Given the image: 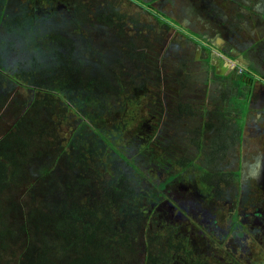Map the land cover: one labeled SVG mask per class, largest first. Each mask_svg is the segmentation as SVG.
I'll list each match as a JSON object with an SVG mask.
<instances>
[{
  "label": "trees",
  "instance_id": "16d2710c",
  "mask_svg": "<svg viewBox=\"0 0 264 264\" xmlns=\"http://www.w3.org/2000/svg\"><path fill=\"white\" fill-rule=\"evenodd\" d=\"M38 1L28 2L36 10L41 4H48L49 9L40 13L30 8L29 11L15 10L13 7L20 3L0 0V41L4 44L0 47L3 89L0 90V115L9 103L8 92L18 86L30 93L26 99L22 95L10 99L15 106L11 104L14 121L0 137V204H10L6 209L0 208V257L10 249L16 233L22 231L26 240L16 264H171L174 259L179 264H199L193 253L196 246L185 234L162 237L164 231L158 229L155 240L150 237L151 203L161 199L156 187H164L171 177L157 184V177L149 174L147 167L152 164L153 156L162 162L164 157L180 151L183 155L181 159L176 157V175H170L177 179L184 176L185 170L195 168L202 170L197 177L198 184L208 187L215 186V180L222 175H234L237 181V172L226 173L215 162L203 169L187 157L188 149L179 148L174 152L168 145L152 146L148 140L140 142L137 134L134 137L139 140L138 146L141 144L140 150L130 154L127 149L130 133H126L129 130L126 126L133 123L136 107L131 104L121 113L124 107L121 103L120 111L116 107L113 110L110 103L120 92L117 93L110 80L85 77V50L79 48L74 34L79 38L80 35L84 39L89 37L81 29L77 30L79 26L74 33L54 32L46 25L47 34H39L40 22L49 21L51 16H63L61 5L70 7L79 18L71 19L70 23H86L84 3L41 0L39 4ZM123 1L131 5L137 2ZM109 4L107 10L97 13L96 19L122 35L123 27H116H120L123 15L114 2ZM143 9L159 25L164 24L152 9ZM21 15L26 16L25 20ZM195 34L196 40L184 35L199 44L204 53L194 50L189 60L181 61L183 67L179 69L189 75L188 62L199 59L208 66L203 73L198 71L203 75L200 83L205 86L214 78V89L209 87L212 90L209 94L200 98L199 103H192L194 110L184 101L178 104V109L198 121L201 119L190 138L193 151L222 152L225 156L229 145L241 140L256 78L244 75L245 71L222 73L219 62L209 63L213 58L211 49L216 46L211 36L199 29ZM210 71L212 76H208ZM238 77L244 80L245 89L240 97L244 100L231 105L230 96L237 89L234 81ZM8 84V88L4 86ZM211 100L213 105L208 104ZM118 113L122 115L119 117ZM73 115L67 136L61 139L56 134L57 124ZM107 119L111 122L105 125ZM154 147L158 149L157 154ZM215 176L218 177L215 179ZM22 189L27 192L22 196H29L24 200L28 206L22 220L16 222L9 217L8 209L16 207L14 197ZM142 237L145 242L141 241ZM173 249H178L180 256L171 254L169 250Z\"/></svg>",
  "mask_w": 264,
  "mask_h": 264
},
{
  "label": "rangeland",
  "instance_id": "374dc122",
  "mask_svg": "<svg viewBox=\"0 0 264 264\" xmlns=\"http://www.w3.org/2000/svg\"><path fill=\"white\" fill-rule=\"evenodd\" d=\"M13 1L20 3L13 7H16L15 10L29 11L30 8L33 9L34 12L40 13L41 10L42 12H46V9H49L48 4H41L40 8L36 10L31 8L33 6L32 3L29 4V0ZM40 1L41 0L38 1L39 4ZM120 1L122 5H120ZM194 1L196 2L197 0H141L138 2L143 8L152 9V13L160 17L159 19L163 21L164 24L159 25L151 14L148 12L138 13L137 6L131 5L123 0H72V5L84 3L85 10H87L85 16L87 18L86 23H83V25H81V21L79 24L70 23L71 19L76 20L79 18L74 16L70 7L61 5V15H63L61 18L58 16H51L49 21L46 19L47 21L44 20L42 24L40 22L38 25V27H42L39 33L41 36L47 34L45 27L49 25L52 29L51 31L54 32L57 30H67L74 33L76 32L75 27L77 28V26H79L77 30L81 29L83 35L89 37L88 39H84L81 35L79 38L78 34H74L75 38L78 39L77 45L79 48L85 50L84 55H86L85 59L87 60L85 77L89 78V80L91 78L100 79V77H105L110 80L116 88L117 93L120 92V95L115 94L113 96L115 100H112L110 103L113 110L115 107L116 109L121 108L122 104L124 107L120 109L121 113L126 112L128 106L131 104L133 107H136L132 114V118L134 119L133 123H131L130 126L129 124L126 126L129 129H126V131L128 130L126 133H130V136L127 138V149L130 154H133L135 149L138 148L139 140H137V136H135V139L134 135L137 134L138 131H141L143 134L149 136L148 139L153 140L151 142V144H153L152 146L168 145L173 148L172 151L174 152L179 148L182 151L188 149L186 153L189 154L194 161L199 163L204 162V157L205 159L207 158L206 154H204V156H196L192 146L190 147L192 143L190 138L193 137L194 131L197 129L196 127L200 125L199 121H201V119L198 121V118L194 119L192 116L180 112L178 109V104L183 101L199 103L201 100L200 98H203L201 97L202 91L206 89L207 85L212 84L210 80L205 86L204 83H200L203 77L201 73L205 71L204 69H206V67L208 69V66L202 62L189 61L187 64L191 71L189 75L182 73L179 69L183 67L180 66L179 63L186 59L189 60L194 50L192 42H190L188 38L180 35L179 31L187 34L193 40H196L197 35L195 31H190L191 29L188 28L186 24L194 28L201 26L200 23L196 24V14H193L196 9V7H194ZM113 2L124 17L121 19L120 27H116L118 29L123 27L122 35L119 33L116 34L112 29H108L103 23L96 19L97 13H100L101 9L107 10L110 5L109 3ZM62 3L67 4L68 1L64 0ZM226 4L228 7H225L223 10L224 12H218V18L220 19L227 16L229 18L240 9L241 11H246L247 8H250V10L247 11V13H249L256 7V12L259 14L264 12V0L260 1L259 4L256 3V5L255 2H248V0H227ZM58 9L60 10V8ZM95 9L100 10L98 11ZM20 17L24 20L26 18V16L23 15ZM201 22L202 24L205 22V17L201 18ZM257 27L258 25H253L248 28L243 27L236 29L231 33L234 37L233 40L232 38L230 39V41L234 42L240 49L239 51H241L242 55L245 54L247 58L251 59L254 67V69H252L253 73L250 74L248 70H245L244 75H251L252 79L256 78L254 93L250 102V112H248L246 116V123L242 131L241 140L237 141V143L231 147L229 156H227L222 163L223 168L233 170L238 167V158L243 159L240 162H242L241 164L245 169H243V176L239 181V186L242 187L243 192L254 185L246 169L247 163L250 162L256 153H264V51L257 53L251 50L249 46V43L252 42L255 28ZM202 28L201 26L200 29ZM216 41L219 43L224 42L221 38ZM49 42L51 41L47 40V43ZM88 43L91 44L86 45ZM84 44L87 46L86 48H84ZM2 45L4 44L0 41L1 48L3 47ZM227 60L223 67L226 68L228 66L231 68L232 62ZM234 60L236 59L234 58ZM199 70H201V73L198 72ZM243 82L244 80L239 77L234 81L235 87L237 89L239 88V90L236 89V91L231 92V105H237V102L244 100V98H240L243 96V90L245 89L243 87ZM4 86L8 88L10 85ZM0 90H3L1 86ZM21 95L26 99L30 93H28L27 89L19 88L18 86L15 90L7 93L9 103L5 106L0 115V137L5 131L11 128L14 121L12 103H10L12 100L10 99L14 96ZM210 102L211 103L208 104L213 105V101L211 100ZM214 104L216 103L214 102ZM107 108L111 110L110 107ZM121 113H118L119 117L122 115ZM74 117L73 115L67 120H61V122L57 124L56 129L58 130L56 134L59 135L61 139L67 136L69 126L72 125ZM109 122H111V120L109 121L107 119L105 125H108ZM147 126H150L149 130H147ZM93 128L96 130L95 126ZM113 134H115V132H113ZM62 142L64 143V140ZM137 150H139V148ZM154 151L155 154L158 153L156 147H154ZM177 153H180V151ZM231 153L234 154V159H232ZM244 160H247V162H244ZM149 165L152 166L150 163ZM144 171H147V169H144ZM189 174V169L184 171V176ZM165 176V171H161L159 178L163 180ZM24 191L25 189H22L14 197V202L17 203L16 207L11 206V208L8 209L9 217L16 222L22 220L24 211L27 210L28 203L24 200L29 196H22L27 194V192ZM232 194L233 192L226 191L221 196L230 199ZM241 198V200L244 201V203L241 204L242 207L245 205L246 200L244 199V195ZM236 200H238V197ZM9 206L10 204L7 202L0 204L1 209H6ZM208 207L215 211V223L222 227H228L229 219L228 217L226 218V215L221 211L224 209L226 212L225 205L220 208L216 204H210ZM250 207V205H247V208ZM145 209H147V207ZM205 216L208 217L209 215L205 214ZM184 226L180 234L183 233ZM179 227V225H175L174 230ZM16 234V238H13L15 241L11 243L10 249L0 257L2 260L0 264H4L5 261H8V264H16V259L26 240L25 234L22 231H18ZM166 239L167 237L165 240ZM142 240L145 242L143 237L141 238V241ZM232 242L236 244L235 240ZM234 243H230V246L235 247L236 245ZM169 251L173 254V250ZM193 253L195 255V252ZM222 253V251L217 253L218 258H213V260H211L212 264H224L225 261L223 262V259L220 258ZM247 254L248 255L244 258L241 257L239 262H234L233 264H248L250 255L249 253ZM141 255L142 253L138 255L137 258H140ZM176 255H178V252ZM225 259L228 260L230 257L227 255ZM171 264H179V262L174 259V263Z\"/></svg>",
  "mask_w": 264,
  "mask_h": 264
},
{
  "label": "flooded vegetation",
  "instance_id": "af4514ba",
  "mask_svg": "<svg viewBox=\"0 0 264 264\" xmlns=\"http://www.w3.org/2000/svg\"><path fill=\"white\" fill-rule=\"evenodd\" d=\"M140 1L141 0H134V6L138 7V13L148 12L138 3ZM260 1L262 0H248V2H255V5L256 3L259 4ZM226 2L227 0L194 1V7H196V9L193 14H196V24L200 23L203 28L200 29L201 26H199L200 28H194L189 24L186 25L192 31H197V29L201 31L204 30L203 32L211 36V40L216 46L211 49V56H213V58H210L209 63L214 64L219 62L220 69H223L222 73L228 74L229 72H235L239 74L242 71L248 70L250 74H252V69H254V67L251 59L247 58L244 53V55H242L241 51H239L240 49L234 42L230 41L231 38L232 40L234 38L231 33L239 28H248L253 25H258V27L255 28L253 39L251 38L252 42L249 43V46L251 50L261 53L264 51V12L259 14L256 12V7L249 13H247V11L250 10V8H247L246 11H241L240 9L229 18L227 16L220 19L218 18V12H222L225 7H228ZM158 10L160 11L159 8ZM204 17L205 22L202 24L201 18ZM179 33L186 37L183 32L179 31ZM220 38L223 39V43L216 41ZM192 44L194 45V50L201 52L202 49L199 44H194L193 42ZM202 53H204V50H202ZM234 58L236 60H234ZM226 60L232 62L231 68L228 66L226 68L223 67ZM194 62L201 63L199 59H194ZM180 64L181 62L179 65ZM208 76H212L211 71ZM213 80L214 78L211 80L212 84H206L207 88L205 91H202L201 97H205V95L212 91L209 87L214 89V87H212L214 85ZM254 86L255 82L251 87L252 95L254 93ZM252 95L250 102L252 100ZM250 102L247 105L248 112H250ZM187 103L189 104V109H195V106H192L191 102ZM149 129L150 126H147V130ZM137 136L140 142L148 140V142L151 143L153 141L152 139H148L149 136L143 134L141 131L137 132ZM235 143H237V141L230 144L225 150V156H223L222 152L214 154L212 152H204L201 149L198 153L194 151L196 156L207 155L206 159L204 157V162H198L199 166L204 169L206 164L215 162L223 168L222 163L225 161V158L229 156L230 149ZM139 146H141V144ZM231 154L232 159H234V154ZM182 155L183 152L175 153L174 156L164 157L162 162H160L161 160L159 159H155L156 157L153 156L152 166L147 167L151 171L149 174L153 173L154 175L152 176L154 178L157 177V184L165 180L167 176L171 177L164 187H156V189L160 190L161 199L158 202L151 203L152 208L149 210L150 221L148 224V227L151 228L150 237L155 240L157 234L156 230L158 229L164 231L162 237L181 233V229L185 225L182 234L188 236L190 241L196 246L195 255H197L199 259V264H212L211 260L217 257V253L220 251L223 252L220 258L223 259V262L225 261L224 264L239 262L241 257L244 258L248 255L247 253L250 255L248 264H264V153H256L250 162L247 163L246 169L254 185L244 192L242 187L239 186L240 178L243 176L242 171L245 169L241 164L242 162H240L243 159L238 158V167L233 170L223 168L227 170L226 173H228L229 170L237 172V181L234 180V175H222L215 180L217 181L214 183L215 186L207 187L198 184L199 179L197 177L202 173V170L199 171L198 169L192 168V170L190 169V174L187 175L186 178L181 176V178L177 179V177L170 176L173 174L176 175V157L181 159ZM187 157L190 159L191 156L188 154ZM245 161L247 162V160H244V162ZM161 171H165L166 173L163 180L159 178ZM182 172H180V174ZM217 177L218 176H215V179ZM226 191L233 192L230 199L221 196ZM243 195L246 202L245 205L241 207V204L244 203V201L241 200ZM237 197L238 200H236ZM210 204H216L220 208L225 205L226 212L224 209L221 211L226 215V218L228 217L229 219L228 227H222L215 223V211L209 209L208 206ZM247 205L251 207L247 208ZM205 214L209 216L206 217ZM175 225H179L180 227L174 230ZM233 240H235L236 244L232 242ZM230 243H234L236 246L231 247ZM177 252L178 254L180 253L178 249H173L174 256H180L176 255ZM227 255L230 257L228 260L225 259Z\"/></svg>",
  "mask_w": 264,
  "mask_h": 264
}]
</instances>
